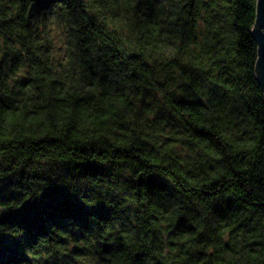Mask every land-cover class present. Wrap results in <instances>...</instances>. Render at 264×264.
Returning <instances> with one entry per match:
<instances>
[{
  "label": "trees",
  "instance_id": "trees-1",
  "mask_svg": "<svg viewBox=\"0 0 264 264\" xmlns=\"http://www.w3.org/2000/svg\"><path fill=\"white\" fill-rule=\"evenodd\" d=\"M258 1L0 0V264H264ZM57 90L112 118L53 135Z\"/></svg>",
  "mask_w": 264,
  "mask_h": 264
},
{
  "label": "clouds",
  "instance_id": "clouds-1",
  "mask_svg": "<svg viewBox=\"0 0 264 264\" xmlns=\"http://www.w3.org/2000/svg\"><path fill=\"white\" fill-rule=\"evenodd\" d=\"M222 2L226 3V0H222ZM122 5H124V0H107L106 4L96 3L93 10L105 12L108 9H117ZM133 7H135V3L133 4ZM160 48V43L158 41H154V51L158 53ZM20 74L21 72L18 70L17 76ZM91 87H95V84ZM52 96H55L56 98L45 108V111L49 113V119L44 121V126L47 128L48 132H52L53 128L56 129V131L52 134L60 136L61 138L73 125H75L80 132L86 128L96 129L106 118H112V112L115 111L113 108L109 109L107 112H94L85 104L83 94H80V98L82 97L83 99H80L78 104H73L71 100L66 101L64 92H61L60 90H57L56 93H52ZM89 102L94 101L90 100ZM123 102L124 101L122 99L118 100L117 106ZM40 103L44 104L46 102L40 101ZM31 106L32 102H30L27 106L19 103L17 104L15 111L7 109L6 113L0 116V130H3L9 139L14 137L16 132L21 130L22 125H27L30 122L38 120V117L35 115H28L27 118L24 117V113L27 112ZM103 107L107 108V104L105 103ZM45 136H48V134L36 133L33 135L32 131H25L20 137L38 139ZM86 255L89 257L91 256V254L85 253L77 256L76 259L78 261H83ZM95 259L99 260L98 257Z\"/></svg>",
  "mask_w": 264,
  "mask_h": 264
},
{
  "label": "water",
  "instance_id": "water-1",
  "mask_svg": "<svg viewBox=\"0 0 264 264\" xmlns=\"http://www.w3.org/2000/svg\"><path fill=\"white\" fill-rule=\"evenodd\" d=\"M254 36L259 47L257 74L264 90V0L258 1V16H257V23L254 29Z\"/></svg>",
  "mask_w": 264,
  "mask_h": 264
}]
</instances>
